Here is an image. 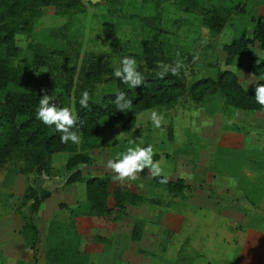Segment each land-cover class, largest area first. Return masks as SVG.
I'll use <instances>...</instances> for the list:
<instances>
[{
	"label": "rangeland",
	"instance_id": "rangeland-1",
	"mask_svg": "<svg viewBox=\"0 0 264 264\" xmlns=\"http://www.w3.org/2000/svg\"><path fill=\"white\" fill-rule=\"evenodd\" d=\"M197 1L225 12L227 21L218 31L204 26L198 12L183 10L171 0H82L65 13L56 12L53 5H45L33 21L29 35L14 34V42L21 50L13 62L41 76L46 67H33L31 52L26 47L27 42H37L52 50L53 68L81 63L85 53L91 51L99 55L101 66L115 71L123 57L139 53L142 42L151 40L162 50L161 63L172 64L179 53L187 84L197 77L214 76L217 70L229 68L248 88L253 83L248 80L253 77L243 68L262 57L251 29L264 14V0ZM235 4H243V12L237 13ZM241 28L245 30L249 53L235 55L226 63L222 45ZM194 55L199 57L195 62ZM59 64L62 65L57 67ZM112 88V83L100 82L92 89L97 97ZM230 109L219 92L207 89L199 100H194L187 91L170 105L140 110L128 131L120 129V120L108 117L102 120L103 127L96 137L99 143L88 148L89 161L78 165L82 178L114 175L106 167L107 161L133 146L129 141L136 140L142 141L143 146L153 145L156 153L153 159L161 163L164 174L169 178L180 176L188 186L179 193L167 190L154 182L146 169L137 180L124 183L157 203L127 205L126 215L115 219L110 218L113 212L110 217L89 216L84 210L77 214L73 219L75 230L91 248L87 264H264V199L256 200L262 192V179L257 176L252 182L254 186L249 185L252 190L249 197L254 201L234 202L220 193L225 180L232 181L231 184L237 180L236 184L243 185L238 183L239 167L231 159L240 155L233 147L237 146L241 129L228 122L214 153L206 151L208 134L216 127L214 112L227 113ZM151 110L163 115L160 128L152 124ZM195 110H199L197 117L192 116ZM193 121L199 131H194ZM67 155L66 151L52 152L47 174L20 172L14 157L0 165V264H45V247L56 239L54 229L48 230L50 221L67 222L69 207L82 201L85 205L83 180L64 182L68 173L64 167ZM262 155L264 151L256 154L258 159ZM252 159L256 162L254 156ZM27 183L50 190L34 211L31 200L22 202L21 194ZM255 183L261 185L259 190ZM230 186L226 185V189ZM22 215L30 216L37 227L31 250L18 231ZM136 219L140 220L138 239L130 236ZM93 232L106 236L107 241L91 243L87 236Z\"/></svg>",
	"mask_w": 264,
	"mask_h": 264
},
{
	"label": "trees",
	"instance_id": "trees-1",
	"mask_svg": "<svg viewBox=\"0 0 264 264\" xmlns=\"http://www.w3.org/2000/svg\"><path fill=\"white\" fill-rule=\"evenodd\" d=\"M171 1L183 10L198 12L200 22L212 31H218L227 21L225 12L215 6L207 7L197 0ZM81 2L82 0H0V165L5 159L14 157L20 172L41 171L47 174L50 169V154L66 151L68 155L64 167L68 173L64 182L83 180L84 184L85 205L83 201L82 204L76 202L68 208L70 214L67 222L52 219L48 225V230L54 229L53 237L56 239L45 247V264H87L90 244L81 239L75 230L76 220H73L83 210L86 215L98 217H110L113 212L114 216L110 218L115 219L126 215L127 205L157 203L156 200L136 191L132 185L114 182L111 174L88 175L82 178L78 165L89 161L88 148L99 143L96 137L103 127L102 120L105 117L113 121L120 120V129L128 131L140 110L170 105L187 91L194 100H199L207 89L219 92L226 106L231 109H256L264 114V107L254 98L256 85L264 83V14L251 29V37L262 50V57L244 65L243 69L256 78L254 84L247 89L229 68L217 70L214 76L197 77L189 84L185 81L182 69L178 76L169 72L164 78H159L157 73L161 71L159 65L163 53L159 44L151 40L142 42L139 53L127 55L137 60L138 70L144 75L143 85L137 88H129L122 83L113 75V69L101 66L99 55L91 51L85 53L81 63H73L66 68H53L55 64L52 50L45 48L42 43L27 42L26 47L31 52L30 63L33 67L45 66V72L36 76L34 72L13 62V58L17 57L21 50L14 42V34L29 35L32 23L40 14L42 6L53 5L56 12L65 13ZM237 5L235 4L234 10L237 13L243 12V4ZM222 49L226 63L235 55L249 53L244 28L224 43ZM100 82H110L113 88L95 97L92 88ZM84 90H87L91 97L87 108L79 104ZM118 92H125L127 98L133 101L131 109L118 111L114 104ZM44 94L53 96L58 106L71 107L77 113L83 121V124L78 122L76 129L82 133L81 143H61V133L56 131L55 126L49 127L37 118L39 99ZM63 97L67 100H63ZM234 127L242 129L237 125ZM146 172L145 169L140 175ZM151 179L159 183L160 178ZM161 185L176 193L188 186L180 176L168 177V182ZM49 192L47 188L27 183L21 194L22 202L31 200V211H34ZM22 220L18 231L31 250L36 241L37 227L30 216L22 215ZM139 221L136 219L130 228V236L134 239H138L140 235V225L137 223ZM61 229L62 235L59 234ZM87 238L95 244L107 241L106 236L98 232L91 233ZM80 245L86 246L87 249Z\"/></svg>",
	"mask_w": 264,
	"mask_h": 264
},
{
	"label": "clouds",
	"instance_id": "clouds-1",
	"mask_svg": "<svg viewBox=\"0 0 264 264\" xmlns=\"http://www.w3.org/2000/svg\"><path fill=\"white\" fill-rule=\"evenodd\" d=\"M202 43H206V41H202ZM177 57L178 58L174 60L171 65L163 63L159 65L161 69V71L157 73L159 78H164L169 72L174 76L180 74L181 69L184 67V63L183 60L179 59V53H177ZM198 59V55L193 56V62ZM138 67L137 60L134 57L125 56L121 60V67L115 69L113 75L119 78L122 83L128 85L129 88H137L144 83V75L138 70ZM254 98L260 106L264 107V83L256 85ZM90 99L89 92L84 90L81 93L79 104L81 107L87 108ZM114 104L119 112H125L132 108L133 101L127 98L125 92H118ZM192 116H199V110L193 111ZM37 118L49 127L55 126L56 131L61 133V143H81L82 133L76 129L78 122L83 124V121L80 120L77 113L71 107L58 106L54 97L51 95L44 94L40 97ZM150 119L156 128H160L164 117L156 110H151ZM193 125L194 131H199V129L195 127V121H193ZM129 144L133 146H129L124 152L118 153L115 159L107 161L106 167L114 173L112 177L113 181L124 183L126 181L137 180L139 175L143 173L145 169H148L152 178H160L159 183L161 184L167 183L168 177L164 174L161 163L153 159L156 154L154 146L151 144L143 146L142 141L137 143L136 140L129 141Z\"/></svg>",
	"mask_w": 264,
	"mask_h": 264
},
{
	"label": "crops",
	"instance_id": "crops-1",
	"mask_svg": "<svg viewBox=\"0 0 264 264\" xmlns=\"http://www.w3.org/2000/svg\"><path fill=\"white\" fill-rule=\"evenodd\" d=\"M249 74L253 77V79L251 78L248 81L250 84L253 81L252 83L253 85L256 78L251 73ZM251 86H249L248 88H250ZM214 113H215L214 119L216 121V127L211 130L212 134H208L210 141L205 142L207 144L206 151L207 153L209 152L210 155L214 153L215 150L214 147L217 146L218 141L220 140V138H222L221 136H223L224 132L227 130L225 127H228V122L231 121L235 125L240 126L242 128L240 131V137L238 143H236L237 146L233 147V151L240 153V155L232 157L231 159L234 160L235 164H237L239 167L240 172H238L239 173L238 183H243V185L239 186L238 184H236L237 180L234 181L233 184H231L232 181L230 182L225 180L224 181L225 183L223 182L224 184H222L223 191L221 190L220 193L227 195L228 196L227 199L232 198L234 202L244 201L248 203L254 201L252 197H249L251 196L252 193L251 192L252 190L250 189L249 185L254 186L252 182L257 178V176L262 179L263 184L262 187L257 183H255V185H258V190L261 187L262 192H264V155H262V157L259 159L256 156L258 152L264 151V114L256 109H241V108L230 109L227 111V113L219 112V111L218 112L215 111ZM211 120H213V114ZM253 156L255 157L256 162H254V160L252 159ZM255 168L259 169V172L258 173L256 172V174L254 172ZM211 175L212 173L210 174V176ZM219 184H220V180H219ZM226 185L227 186L232 185L235 187L230 186L229 189H226L227 188ZM228 191H232V193ZM262 192L260 193L262 194ZM261 194L256 200L264 199V196ZM240 195L243 196L242 200L240 199ZM235 206H237V204Z\"/></svg>",
	"mask_w": 264,
	"mask_h": 264
},
{
	"label": "water",
	"instance_id": "water-1",
	"mask_svg": "<svg viewBox=\"0 0 264 264\" xmlns=\"http://www.w3.org/2000/svg\"><path fill=\"white\" fill-rule=\"evenodd\" d=\"M85 1L96 2V1H98V0H85Z\"/></svg>",
	"mask_w": 264,
	"mask_h": 264
}]
</instances>
